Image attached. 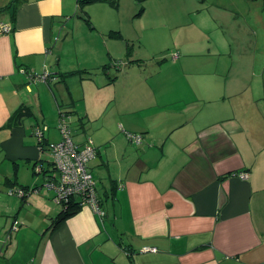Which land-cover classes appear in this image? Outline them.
Instances as JSON below:
<instances>
[{"label": "crops", "instance_id": "obj_1", "mask_svg": "<svg viewBox=\"0 0 264 264\" xmlns=\"http://www.w3.org/2000/svg\"><path fill=\"white\" fill-rule=\"evenodd\" d=\"M85 3L0 0V25L12 26L0 30V264L264 262V88L229 76H144L143 88V76L68 69L61 48L75 30L68 26L59 37L69 20L78 15L92 32L101 30ZM122 25L109 30L126 38ZM122 77L124 88H108ZM83 99L89 105L74 102ZM25 105L29 115L9 123ZM61 110L90 122L78 143L92 138L97 147L89 165L106 214L75 206L53 228L62 211L34 163L62 137ZM79 121L73 117L72 126ZM13 220L18 230L4 244Z\"/></svg>", "mask_w": 264, "mask_h": 264}, {"label": "rangeland", "instance_id": "obj_2", "mask_svg": "<svg viewBox=\"0 0 264 264\" xmlns=\"http://www.w3.org/2000/svg\"><path fill=\"white\" fill-rule=\"evenodd\" d=\"M84 9L101 30L92 32L78 15L69 20L59 37L66 36L68 26L75 30V40L64 39L61 48L68 69L77 67L95 76H229L240 83L246 80L248 89L264 88V0H92ZM122 22L126 38L109 30ZM78 76L71 78L73 89ZM140 83L147 88L146 77ZM125 85L122 77L108 88L119 90ZM53 90L62 101L54 85ZM261 96L263 106L264 92ZM74 102L89 105L86 99ZM73 117L79 120L78 115ZM72 129L77 143L85 138V129L92 130L87 120ZM45 157L53 160L50 149ZM54 203L62 210L61 203Z\"/></svg>", "mask_w": 264, "mask_h": 264}, {"label": "built area", "instance_id": "obj_3", "mask_svg": "<svg viewBox=\"0 0 264 264\" xmlns=\"http://www.w3.org/2000/svg\"><path fill=\"white\" fill-rule=\"evenodd\" d=\"M0 30L3 33H8L12 30V26L9 23L1 22ZM59 127L62 137L46 145V148L52 152L53 160L41 172L44 177L43 186L53 192L55 202L63 205L62 211H68L73 206L86 205L90 206L96 213L102 216L105 215L106 210L102 206L97 190V180L89 165L90 161L97 155V147L92 138H88L83 143L74 141L70 133L71 128L62 111ZM34 133L41 142L43 129L36 127ZM128 136L136 142H141L143 139V135L138 133H128ZM35 169L40 171L38 167ZM238 175L241 178H246L248 172L241 171ZM14 191L12 189L11 192ZM16 192L20 195L25 194L24 189L21 187H18Z\"/></svg>", "mask_w": 264, "mask_h": 264}, {"label": "water", "instance_id": "obj_4", "mask_svg": "<svg viewBox=\"0 0 264 264\" xmlns=\"http://www.w3.org/2000/svg\"><path fill=\"white\" fill-rule=\"evenodd\" d=\"M14 4L13 5H11V7H10V9H9V12H10V14L12 15L13 13H14ZM63 113H64V115H65V117H66V119H67V123H68V125H69V127L72 129V125H71V117L72 116H76V115H78V119L80 120L81 119V117H80V115H79V113H76V112H74L73 110H69V111H67V110H61ZM72 115V116H71ZM78 120V121H79ZM79 125H84V123L83 122H79ZM146 147L147 146H145V148L144 149H146ZM143 149V150H144ZM46 162H48L49 163V161H48V159H46V157H41L38 161H36L35 163H34V168H36V167H38L39 169H40V171H38V170H35V173L36 174H39V173H41L42 172V170L43 169H45L46 167H47V165H46ZM62 211V210H61ZM18 227H19V225L18 224H16V222L13 220V222L11 223V225H10V227H9V229L7 230V232H6V234H5V237H4V244H8V243H10L11 242V240H12V238H13V234H14V231H17L18 230Z\"/></svg>", "mask_w": 264, "mask_h": 264}, {"label": "trees", "instance_id": "obj_5", "mask_svg": "<svg viewBox=\"0 0 264 264\" xmlns=\"http://www.w3.org/2000/svg\"><path fill=\"white\" fill-rule=\"evenodd\" d=\"M16 1V0H14ZM92 0H80L81 6L83 5V2H89ZM111 2L115 3L114 0H110ZM87 19V18H86ZM88 20V19H87ZM29 107L27 105L20 107L18 110H16L11 118V120L9 121V123L11 122H17L19 121L22 117L29 115ZM13 120V121H12ZM75 207V206H73ZM72 207V208H73ZM71 208V209H72ZM71 209L68 211H62L60 213V215H58V217L53 221L52 223V227H57V225L64 219L66 218L69 214H71ZM260 264H264V262L260 263Z\"/></svg>", "mask_w": 264, "mask_h": 264}]
</instances>
